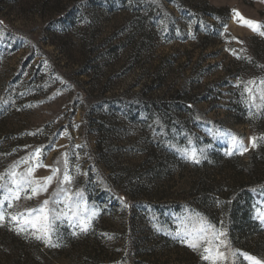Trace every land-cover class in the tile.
I'll return each mask as SVG.
<instances>
[{"label":"rangeland","instance_id":"374dc122","mask_svg":"<svg viewBox=\"0 0 264 264\" xmlns=\"http://www.w3.org/2000/svg\"><path fill=\"white\" fill-rule=\"evenodd\" d=\"M233 10L264 26V0H0V175L40 148L33 178L62 176L67 160L72 192L96 210L86 233L54 222L47 247L10 217L58 181L22 191L4 205L0 264H207L172 235L196 215L264 260V110L243 90L264 80V33ZM217 132L248 151L228 155Z\"/></svg>","mask_w":264,"mask_h":264},{"label":"snow or ice","instance_id":"6c2138e0","mask_svg":"<svg viewBox=\"0 0 264 264\" xmlns=\"http://www.w3.org/2000/svg\"><path fill=\"white\" fill-rule=\"evenodd\" d=\"M233 16L242 21V24L254 33L258 29L264 33V26L259 25L257 22L243 19L235 10H233ZM255 84L254 80H249L244 84L243 90L247 93L245 103L248 104L249 108L261 107L264 110V80L260 81L258 88L255 87ZM236 86L239 87V85ZM257 99L260 101L259 105L256 103ZM215 134L228 138L230 142L228 155L235 153L243 155L248 151L247 148L242 147L238 143V137L224 132ZM250 146L252 148L258 147L256 137L250 138ZM177 151L183 159L193 164H198L202 159L206 158L203 149L180 148ZM42 154V149L38 148L29 157L18 161L17 167L21 164L29 163L30 160H34L35 163L33 166L28 167L26 171L20 173L13 168L6 174L8 176L7 181H5L4 175H0V225L5 222V202H7V207L11 209L13 201L19 199L22 191L30 190L31 195L36 196L47 192L48 187L54 180H57L58 187L52 193V196L45 199L38 208L29 209L26 219L20 215H12L10 217L11 221L14 222V227L18 229L17 234L28 232L34 235L37 241H42L45 246L55 247L58 243V234L56 233L54 222L66 220L73 229L79 228L82 233H86L91 226L92 217L96 215V210L88 207L83 192L79 190L75 193L72 192L73 176L69 171L67 160L64 163L62 176H57L60 171L58 168H52L50 169L52 174L42 180L33 178L35 170L44 166L41 159ZM77 158L79 157L77 156ZM53 205L55 207H52ZM186 219L193 221L192 227L184 224L182 219L181 223L184 226L178 227L172 235L174 238H178L181 244L194 252H198L201 260L207 262V264H229V261H231V264H238V257H242L243 262H246V264H264V260L232 249L227 240V232L223 227L217 228L199 215ZM254 219L258 220L261 226H264V211L256 209ZM154 228L156 231L161 230L155 224ZM73 234H75V231Z\"/></svg>","mask_w":264,"mask_h":264},{"label":"trees","instance_id":"16d2710c","mask_svg":"<svg viewBox=\"0 0 264 264\" xmlns=\"http://www.w3.org/2000/svg\"><path fill=\"white\" fill-rule=\"evenodd\" d=\"M205 6H206V4H205ZM210 11L209 12H211L212 14H214L215 16H220V15H222V13L224 12V10H218V9H214V8H211V9H209Z\"/></svg>","mask_w":264,"mask_h":264}]
</instances>
